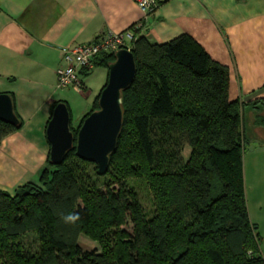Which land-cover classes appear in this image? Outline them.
<instances>
[{
  "label": "trees",
  "instance_id": "1",
  "mask_svg": "<svg viewBox=\"0 0 264 264\" xmlns=\"http://www.w3.org/2000/svg\"><path fill=\"white\" fill-rule=\"evenodd\" d=\"M134 35L135 77L122 92L106 174L77 157L74 140L60 165L47 157L35 180L0 190V264H264L247 211L243 115L229 98V68L187 34L159 44ZM113 60L99 56L95 67ZM99 95L76 128L70 122L74 137ZM15 115L18 126L0 121V143L22 127ZM132 182L148 190L151 213ZM68 213L80 214L76 225L63 223ZM128 217L131 232L122 228ZM81 235L100 251L83 250Z\"/></svg>",
  "mask_w": 264,
  "mask_h": 264
},
{
  "label": "crops",
  "instance_id": "2",
  "mask_svg": "<svg viewBox=\"0 0 264 264\" xmlns=\"http://www.w3.org/2000/svg\"><path fill=\"white\" fill-rule=\"evenodd\" d=\"M132 27L157 44L187 34L229 68V98L243 115L247 211L264 256V105L251 104L264 100V0H157L146 19L135 0H0V94L13 97L23 121L0 143V190L13 193L37 178L49 155L53 105L65 103L70 121L74 109L76 128L100 93L89 88L95 75L102 88L107 82L99 66L84 77V92L57 88L63 49Z\"/></svg>",
  "mask_w": 264,
  "mask_h": 264
},
{
  "label": "water",
  "instance_id": "3",
  "mask_svg": "<svg viewBox=\"0 0 264 264\" xmlns=\"http://www.w3.org/2000/svg\"><path fill=\"white\" fill-rule=\"evenodd\" d=\"M108 65V78L100 92L98 109L92 111L81 123L76 137L70 128L67 105L58 103L46 126L49 143V162L60 165L75 144L79 159L95 163L96 174L103 176L109 166V156L114 152L122 128V92L133 82L136 72L135 60L130 50L120 49ZM0 121L18 126L13 102L8 94H0Z\"/></svg>",
  "mask_w": 264,
  "mask_h": 264
},
{
  "label": "built area",
  "instance_id": "4",
  "mask_svg": "<svg viewBox=\"0 0 264 264\" xmlns=\"http://www.w3.org/2000/svg\"><path fill=\"white\" fill-rule=\"evenodd\" d=\"M144 19L153 15L157 0H135ZM135 27L122 33L107 32L94 40L63 49L61 64L56 69V86L82 93L85 90L84 77L95 67V60L102 55H114L120 49L131 51L135 38ZM264 259V256H262Z\"/></svg>",
  "mask_w": 264,
  "mask_h": 264
},
{
  "label": "rangeland",
  "instance_id": "5",
  "mask_svg": "<svg viewBox=\"0 0 264 264\" xmlns=\"http://www.w3.org/2000/svg\"><path fill=\"white\" fill-rule=\"evenodd\" d=\"M102 80L100 79V77L96 74L94 77V81L92 82V85H89V88L92 90H96L97 92H100V90L102 89ZM95 86H97L95 88ZM98 88V89H97ZM74 91V90H72ZM76 92V91H75ZM94 98L91 100V105L93 102ZM73 108V107H72ZM75 118V112L74 109H72V117H71V123H73V119ZM189 154V149H184V157L187 158ZM132 185L135 188V191L138 195V200L144 210V212L146 214L151 213L152 212V202H151V196L148 192V190L146 189V187L142 184H140L139 182H132ZM21 186V185H20ZM123 229H126L127 231L131 232L132 228H133V223L131 222L130 217L127 218L126 222L123 224L122 226ZM79 245L81 246V248L83 250L86 251H93V250H97L100 251V248L98 246V244L94 241H92L91 239H89L88 237L81 235L79 237L78 240Z\"/></svg>",
  "mask_w": 264,
  "mask_h": 264
},
{
  "label": "clouds",
  "instance_id": "6",
  "mask_svg": "<svg viewBox=\"0 0 264 264\" xmlns=\"http://www.w3.org/2000/svg\"><path fill=\"white\" fill-rule=\"evenodd\" d=\"M81 219L79 213H68L67 215L61 214V220L65 224L76 225V223Z\"/></svg>",
  "mask_w": 264,
  "mask_h": 264
}]
</instances>
